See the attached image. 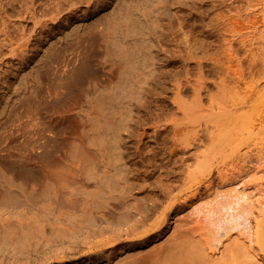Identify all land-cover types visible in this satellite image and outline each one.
Returning <instances> with one entry per match:
<instances>
[{"label": "rangeland", "instance_id": "1", "mask_svg": "<svg viewBox=\"0 0 264 264\" xmlns=\"http://www.w3.org/2000/svg\"><path fill=\"white\" fill-rule=\"evenodd\" d=\"M54 3L0 0V207L7 194L19 195L26 203L20 227L121 228L126 227L123 213L130 218L137 210L144 214L168 179L163 169L153 170V160L181 170L187 166L182 161L194 164L197 155L213 147L209 139L220 133L216 127L224 121L223 117L219 122L218 117H210V95L217 94L222 79L231 90L222 99L230 114L229 120L224 118L229 122L222 123H228L227 128L218 127L228 130L223 129L228 135L221 131L228 136L223 141L233 143L212 173L216 177L223 170V184L232 180L237 185L248 176L245 185L249 192L257 199L263 195L264 200V0H100L96 6L81 5L61 26L49 21L34 30L37 16L55 9ZM117 38L125 44L120 46ZM193 49L195 61L188 58ZM136 51L145 55L146 77L141 72L131 75L126 84L119 82L121 54L134 61ZM111 67L116 70L114 79L108 74ZM228 71L241 76L238 83ZM175 72L190 78L182 86L180 98L173 94V82L166 79ZM90 74L93 76L88 77ZM156 78L160 81L150 83ZM102 79L107 90L95 88L94 82ZM201 79L207 88L199 100L193 88ZM148 90L153 95L144 98L142 94ZM195 100L201 106L196 107ZM241 117L252 121L244 122ZM177 127L179 138L174 136ZM180 137H188V142L175 145ZM92 139L97 145L91 144L89 154L98 162L101 177L119 182L115 197L108 198V208L84 210V198L71 195V189H62L55 209L28 207L26 197L32 193L28 185L38 181L39 165L54 161L60 166L56 172L68 176L67 149L77 141L86 146ZM126 151L133 156L128 159ZM179 180L175 185H180ZM206 185L193 188L204 194ZM188 189L191 191L186 192ZM188 189L183 190L182 198L166 203L167 226L104 247L99 261L56 264H184L181 255L183 259L191 256L192 264H264L262 197L261 205L252 199L263 207L255 204L251 233L241 228L228 235L221 230L219 242L210 222L191 215L186 195L196 190ZM15 224L13 216L0 217V227ZM237 235L244 241L235 242Z\"/></svg>", "mask_w": 264, "mask_h": 264}, {"label": "bare ground", "instance_id": "2", "mask_svg": "<svg viewBox=\"0 0 264 264\" xmlns=\"http://www.w3.org/2000/svg\"><path fill=\"white\" fill-rule=\"evenodd\" d=\"M52 2H55L54 3L55 9L51 10L50 8L51 11H47L49 9L47 7L48 9L44 10V11H47V13L44 12L46 14H43L42 17L41 15L37 16L40 10L38 12L36 11L35 16L40 17V18L38 19L37 22H35V25L33 26L34 30L36 29L37 31V29H41V27L44 28L46 25H48L47 23L49 21L53 25H56V26L62 23L65 24V22L69 21L70 18L73 17L72 15H74L78 11V8L81 5L82 6L83 4H87L90 6L95 5V4L97 5L100 3V0H55V1L52 0ZM46 4L49 5L51 3H46ZM130 10H132L131 7H129V11ZM129 15H130V12H128V16ZM113 24H114L113 27L116 28L117 30L118 21L115 20ZM177 24L179 25L181 24L180 20L177 21ZM111 25L108 28V31L111 29ZM134 32H136V30H134ZM96 33L98 34L100 32L97 31ZM117 43L120 46H123L125 44L122 42L121 39H118V38H117ZM194 46L195 45H193V48ZM138 54L139 56H136ZM134 56L135 58H133L134 59L133 61L131 58H129L127 54H121V59H122L121 62H123V66L121 68L122 72L121 74H119L120 75L119 77L121 80V81L118 80L119 82L121 83L125 82L124 84H126L128 81V78L131 75L136 74V73L139 74L141 72L144 73V75L143 74L141 75L146 77L145 76L147 75L146 71L149 70V66H147L145 55L140 54V51H136ZM188 58L191 59V61H195V49H193L191 52L188 53ZM77 59L80 60L79 57ZM76 60H75V63H76ZM109 69H110V73L108 74L110 75V78L114 79L116 76V70L113 69V67ZM78 72L80 74L79 70ZM97 73L98 71L94 74H97ZM227 73L230 77H232V80L235 83H238L239 80L241 79V76H238L237 73H234L233 76L230 74L229 71ZM90 76L92 77L93 75L90 74L88 77ZM95 77H97V75ZM168 78L174 84L173 89H175V91L173 92V94L175 93V97L180 98L182 86L185 84V82L188 84L189 83L188 81H190L189 75L187 74L186 76H182L178 72L176 74H173L172 76L166 77V79ZM103 80L104 79H102L101 82H94L95 88L107 90L104 87V83L106 81L103 82ZM153 81L159 82L160 79H157V78L152 79L151 82L149 80L150 83H152ZM220 81H221V78H220ZM146 84H148V81H146ZM196 84L197 85H195V87L193 88V90H195L194 96L200 100L201 92L204 88H207V83L205 82L204 79H201V80H197ZM216 88H217L216 95H212L209 92L211 94L210 95V107L212 108V111H211L212 115L210 117H213V118L214 116L216 118L218 117V122L220 121L219 119L223 117L222 121L224 122L222 123L225 124L226 122H229L228 120H229L230 112L227 110L228 107H223V104L226 102H222V99L224 98L223 95L226 94L227 91H231V90L229 86L227 85V82L223 81V79L221 82L217 83ZM248 91L249 89H247V92ZM55 95L58 96V92ZM142 95L144 96V98H149L153 95V93L151 90H148L147 92L144 91ZM59 96L61 98V95ZM258 99H260V97ZM262 99L264 100V95L261 97V100ZM195 102H196L195 103L196 107H198L200 103L198 104V101L196 100ZM187 112H188L187 109H185L184 117H188L187 119L185 118L188 121L189 115L186 116ZM190 115H192V113ZM225 116L228 117L227 118L228 120L226 119L227 121H225L224 119ZM240 119L243 120L244 122L252 121L251 117H241ZM246 119H251V120H246ZM175 122H177V120H175ZM218 122L217 123L215 122V123L218 125ZM178 123L180 122L178 121ZM181 124L184 125V122L182 123L181 121ZM212 124H213L212 126H214L213 122ZM224 124L222 125L227 128L228 123L226 125ZM180 125L178 124V126ZM183 127L187 128L186 125ZM217 127L216 129H219L220 133L216 136L211 135L209 139L210 144L213 146L211 150H209L208 152L205 151V153H200V155H197L198 157L196 158L194 157L195 161L197 158L198 160L199 158L202 159V161L200 162L194 161V164H192L191 162L189 163V161H185V162L182 161L183 163L182 165L185 164L187 166H185L186 167L185 169H181V170H178V169L175 170L172 168V166L170 167L169 165L168 166L170 168L168 166L165 168L164 165H161L157 161L155 162V160L151 162L152 163L151 167L153 168V170L163 169L168 179L163 184L162 189L149 202V207L146 209L144 214H141L139 210H137L135 211V213L134 212L132 213V216L130 213L131 218L125 213L121 215L123 219V223L125 224L126 227H121V228L120 227H20L21 226L20 223L22 222V219H21L22 217L20 218V216L23 213L22 209L25 208L26 203L16 193L7 194V196L1 202L0 217L13 216L15 217L16 224L14 227H0V264H56V262H60V261H61L60 263H64L65 260L67 261L74 260L72 262L99 261L100 255L104 253V251H102L104 247L115 245L117 242L122 241L123 239L131 238L133 236L146 235L150 231L154 229H159L161 228L162 225L167 224L169 221V212L165 210H164L165 212L163 211L166 203H168V201H171V200L182 198L183 196L181 195L185 192L183 190H185L186 188L194 189L193 188L194 186L197 187V189L201 188L204 182L205 184H207L206 188H204L206 189V193L203 192L204 194H201L197 189H194L196 190L195 192H189L190 195H186V199L189 201L190 207L192 208L191 215L197 216L199 217V219H202L200 217H204L208 222H210L211 227H213V231L215 233V240L219 242H221V239L218 238V234L220 233L221 230L226 231L228 235H230L231 232L233 233L236 230H240L241 228L249 230L250 232L252 229V225H251L252 218H253V215L255 214V211H254L256 208L255 204L259 208L263 207L257 204L258 202H260L259 198L262 197L263 195L260 196L258 194L260 197L257 196L258 197L257 199L254 196L255 193L252 194L249 192L247 188L248 185L247 186L245 185V179L248 180L247 178L248 176L244 179L240 178L241 180L237 183V185H235L234 184L235 182H233L231 179H229L231 181H228V182L225 181L226 184L222 183L224 182V181H221L223 179L222 174H221V172L223 171L222 169H221L222 171L218 170L217 171L218 175L214 177L215 172L214 173L212 172H213V167L215 166V163L221 162L219 160L220 159L222 160V157H223L222 161L226 159V158L224 159V156H225L224 154L226 152H230V150L232 149V143H233L232 140H229L228 142L223 141L226 139V137H228V136L224 137L223 135L226 131L228 132V130L221 128V127L220 129L219 127L218 128ZM228 127L230 126L228 125ZM176 129L179 130V127H177ZM206 129H209V127ZM223 129L226 131H224ZM175 130H174V133H175L174 136L178 137V133L180 134V130L179 132H175ZM211 130H214V128ZM222 130L224 133L221 132ZM215 133H218V132H215ZM85 134L88 137L89 132H86ZM225 134L228 135V133H225ZM183 135H184V132H183ZM82 136H85L84 132L82 133ZM93 136L92 138H94ZM189 136H190L189 138H191V135ZM181 138L182 137H180V139ZM90 139L91 138L89 136V139L87 138L85 140H90ZM81 140L83 141V137ZM93 141L94 139H92V142L90 141L89 144L86 143L87 144L86 146L84 142L82 143V146H79V144L77 143L78 141H77L75 142L76 145L75 143H72V145L67 149L66 156L68 158L67 159L68 167L66 168V172L68 171L70 172L68 176L65 174L62 175L61 172H59L60 170L57 171L60 174L56 172V170L60 166H58L57 168V164H55L54 161L53 162L51 161L52 163L51 162H49L48 164L42 163L41 165H39L38 172L41 175L38 181L35 184H33V186H29L30 184L28 185V189L32 191V193L28 194L26 197L28 199V202L30 203L28 207L32 208L33 210L37 207L43 210L46 208V211L47 209L48 211H50L51 208L55 209L57 208L55 205L59 203V201L57 202V200H59L60 198V192L62 193V189H71V195L79 194V196H82L84 198L85 207H86L84 210H88V212H90L95 209L99 210L102 208L104 209L108 208L107 207L108 198L112 199L115 197L119 182L115 180L113 181L112 179H108V178L105 179L104 177H101V174L98 169V162L96 161L95 158H93L89 154L91 144L97 145L96 143H93ZM187 142H188V137L182 138L181 140L177 141V143L175 142V145H178V143L185 144ZM57 151L58 150H55L56 153ZM173 152L175 151L173 150ZM125 153H124L125 156L128 155L127 151ZM132 156L133 154L132 152H130V154L128 155V159ZM183 167L184 166H182V168ZM214 170H216V168H214ZM176 173H180L182 176L176 177L175 176ZM218 179H220V182L222 184L219 182H218L219 184H217ZM237 179L239 180V177H237ZM177 180H179L178 183L181 182L180 185L177 184L178 186L175 185V183H177ZM239 185H241L240 190L238 188ZM41 190H44V191H41ZM189 190L190 189L186 190V192ZM63 194L65 193L63 192ZM252 196L254 197L252 198ZM254 198H256V200H259L258 202L255 200L257 202V203L255 202V204L252 201V199L254 200ZM261 200H263V197L261 198ZM261 202L259 203L260 205L262 204ZM52 206H55V207H52ZM154 219L156 220L155 223H153ZM214 233H213V236H214ZM250 236L252 235L250 234ZM237 238L238 240L236 239L235 242L244 241V239L242 238V235H239ZM190 257L191 256L183 259V255H181L179 260L182 261V263L184 264H192L193 259Z\"/></svg>", "mask_w": 264, "mask_h": 264}]
</instances>
